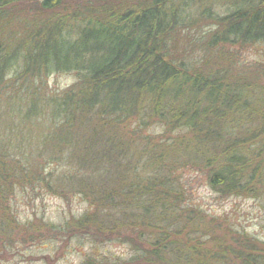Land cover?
Returning <instances> with one entry per match:
<instances>
[{
  "label": "trees",
  "instance_id": "trees-1",
  "mask_svg": "<svg viewBox=\"0 0 264 264\" xmlns=\"http://www.w3.org/2000/svg\"><path fill=\"white\" fill-rule=\"evenodd\" d=\"M207 1L0 0V248L40 230L17 221L18 190H48L88 209L43 229L128 249L81 264H264L262 243L185 206L189 168L222 197L264 195V62L237 59L264 46V0ZM194 16L215 29L191 36ZM57 73L76 81L51 93Z\"/></svg>",
  "mask_w": 264,
  "mask_h": 264
},
{
  "label": "rangeland",
  "instance_id": "rangeland-1",
  "mask_svg": "<svg viewBox=\"0 0 264 264\" xmlns=\"http://www.w3.org/2000/svg\"><path fill=\"white\" fill-rule=\"evenodd\" d=\"M205 7L218 16H225L233 11L246 8L245 0H208ZM193 18V28L188 33L193 37L207 35L215 29V25H210L212 19L207 21H197ZM187 30V29H186ZM241 58H237L241 63L256 64L264 62V46L256 47L240 52ZM248 76V73L245 74ZM76 81L71 73H57L48 79V87L51 93L61 92L67 89ZM247 127V126H246ZM161 126H153L151 134H163ZM27 148L30 147L26 145ZM25 147V146H24ZM23 151V149H20ZM41 152V151H40ZM28 154V153H27ZM46 150L42 152V157L47 156ZM46 171L53 168L48 164ZM184 173V190L190 198V202L185 206L196 207L202 210L208 222L214 225H221L238 233L249 236L251 240L262 243L264 247V195L259 198H225L213 191L207 175L189 168ZM38 195V196H36ZM11 206L22 225L32 223L40 230L36 232V239L27 238L33 232L20 233L19 228L13 226L10 233L14 237L16 244L6 250L0 248V264H81L84 259L93 252L99 254L111 253L118 256H128L126 247L112 244H94L92 239L84 237L63 238V234L43 229L44 224H54L60 226L66 219L72 216H80L88 206L79 198H74L71 202H65L55 197L48 190H43L35 194H26L18 190ZM224 235V234H220ZM23 240L25 243H23Z\"/></svg>",
  "mask_w": 264,
  "mask_h": 264
}]
</instances>
